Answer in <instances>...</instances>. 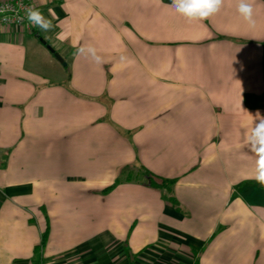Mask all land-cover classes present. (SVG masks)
I'll use <instances>...</instances> for the list:
<instances>
[{"label":"crops","instance_id":"1","mask_svg":"<svg viewBox=\"0 0 264 264\" xmlns=\"http://www.w3.org/2000/svg\"><path fill=\"white\" fill-rule=\"evenodd\" d=\"M34 3L50 31L0 25V264H264L245 139L264 117V0L254 31L237 0L198 23L171 0ZM130 170L173 180L177 207L141 175L104 191Z\"/></svg>","mask_w":264,"mask_h":264},{"label":"clouds","instance_id":"2","mask_svg":"<svg viewBox=\"0 0 264 264\" xmlns=\"http://www.w3.org/2000/svg\"><path fill=\"white\" fill-rule=\"evenodd\" d=\"M224 6V0H171L170 7L175 13L184 18L188 23L202 22L221 12ZM236 11L243 21L247 24L250 31H254L257 27V21L254 16V7L252 0H237ZM25 18L33 27L47 32L53 27L52 21L47 19L41 11L34 6L25 9ZM77 54L86 55L91 60L100 65L103 64L104 58L98 54L97 49L92 46H82L77 49ZM131 59L127 55H121L118 67L124 68L131 63ZM258 121V122H257ZM246 145L249 150L258 157L256 161V169L252 178L264 187V117L259 113L254 117V127H252L246 135Z\"/></svg>","mask_w":264,"mask_h":264},{"label":"built area","instance_id":"3","mask_svg":"<svg viewBox=\"0 0 264 264\" xmlns=\"http://www.w3.org/2000/svg\"><path fill=\"white\" fill-rule=\"evenodd\" d=\"M29 6H34L35 8H37L34 3V0L1 1L0 25L32 33L35 27L31 26L25 18V9Z\"/></svg>","mask_w":264,"mask_h":264},{"label":"trees","instance_id":"4","mask_svg":"<svg viewBox=\"0 0 264 264\" xmlns=\"http://www.w3.org/2000/svg\"><path fill=\"white\" fill-rule=\"evenodd\" d=\"M257 98V97H256ZM249 97H246L245 100H248ZM258 100V99H257ZM142 176L145 177V180L147 182V184L152 187V188H156V189H162L165 191L166 194V200H168V202L173 206V207H177V201L174 200V197L172 196V190H171V186L173 184V180H166V179H161V178H157L155 176H152L149 172L147 171H143L142 172ZM131 177L130 176H126V177H119L115 179V181L113 182L112 185H110L109 187H107L106 189H104V191H109L111 188H114L117 184H119L120 182L124 181V180H129ZM44 236H42V242L44 240ZM34 264H38V262H35Z\"/></svg>","mask_w":264,"mask_h":264},{"label":"rangeland","instance_id":"5","mask_svg":"<svg viewBox=\"0 0 264 264\" xmlns=\"http://www.w3.org/2000/svg\"><path fill=\"white\" fill-rule=\"evenodd\" d=\"M137 172V173H136ZM139 175H143L142 174V172L141 171H133V170H130V171H127L126 172V174L124 175V177H126V176H130V177H134V176H137V177H139ZM143 177V179H145V177L144 176H142Z\"/></svg>","mask_w":264,"mask_h":264},{"label":"water","instance_id":"6","mask_svg":"<svg viewBox=\"0 0 264 264\" xmlns=\"http://www.w3.org/2000/svg\"><path fill=\"white\" fill-rule=\"evenodd\" d=\"M47 48L50 50L51 54H53L54 57H55L60 63H62L63 65H65V63L63 62V59L61 58V56H60L59 54H57V52H55V51H54L52 48H50L49 46H48Z\"/></svg>","mask_w":264,"mask_h":264},{"label":"snow or ice","instance_id":"7","mask_svg":"<svg viewBox=\"0 0 264 264\" xmlns=\"http://www.w3.org/2000/svg\"><path fill=\"white\" fill-rule=\"evenodd\" d=\"M262 164H264V161H261Z\"/></svg>","mask_w":264,"mask_h":264}]
</instances>
